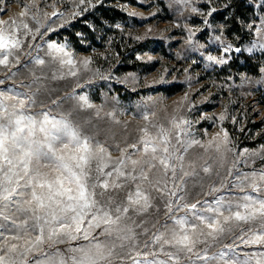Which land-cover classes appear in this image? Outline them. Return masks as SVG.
Wrapping results in <instances>:
<instances>
[{"label":"rangeland","instance_id":"rangeland-1","mask_svg":"<svg viewBox=\"0 0 264 264\" xmlns=\"http://www.w3.org/2000/svg\"><path fill=\"white\" fill-rule=\"evenodd\" d=\"M227 1L85 0L81 4L80 0H0V22H6L2 26L24 21L31 29L29 33L20 26L22 43L13 50L8 65H0V92L31 96L35 100L33 113L66 116L82 134L103 144L113 162L124 149L126 155L140 158L131 145L142 149L139 141L144 128L153 134L165 129L170 134V151L175 145V154L184 157L182 167L174 161L176 175L170 172L166 182L155 184L159 179L153 174L155 169L149 174L152 183L145 181L144 188L151 207L128 214L130 219L125 223L141 246L163 231L166 223L171 224L172 215L187 214L190 222L198 223L187 210H179L185 203L199 201L200 207L216 196L241 195L230 182L242 173L264 171V50L247 51L254 43L264 44V30L258 31L264 29V0H247L251 12L240 20V35L228 34L225 20L216 15ZM100 9L118 11L120 20L108 23L101 18ZM53 12L57 15L52 16ZM82 27L92 36L83 34ZM52 43L64 46L73 65H61L62 54L52 53L48 47ZM229 45L241 52L225 53ZM209 55L228 62L212 63ZM36 59L44 64L37 65ZM70 68L75 75L70 74ZM80 96H86L92 107H81ZM145 114L148 120L143 119ZM181 120L188 123L176 129L173 121ZM225 132L226 146L221 144L219 151L215 144L209 146L214 137L223 141ZM193 140L200 143L190 147L184 143ZM245 149L248 152L241 155ZM205 167L208 173L203 171ZM184 172L189 175L184 176ZM125 184L124 190L109 195L122 199L129 188L134 189V182ZM221 184L220 192L209 194L212 186ZM157 187L163 191H156ZM247 192L257 195L251 189ZM260 197L264 198V192ZM169 201L173 202L172 213L168 212ZM250 227L259 225H225L226 231L218 240L208 238L212 245L208 254L227 251L226 244L239 245L236 251L241 254L264 251V247L245 246L238 239ZM83 243L78 240L73 246ZM56 247L63 250L69 245Z\"/></svg>","mask_w":264,"mask_h":264},{"label":"snow or ice","instance_id":"snow-or-ice-1","mask_svg":"<svg viewBox=\"0 0 264 264\" xmlns=\"http://www.w3.org/2000/svg\"><path fill=\"white\" fill-rule=\"evenodd\" d=\"M4 23L0 22V65L7 66L13 50L22 43L20 26L29 33L31 29L24 21L20 25L12 21L8 27L2 26ZM261 30L264 29H258ZM48 47L52 53L62 54L61 65H73L71 54L63 45L52 43ZM256 49L264 50V44L254 43L247 51ZM224 51L241 52V49L229 45ZM207 59L212 63L228 62L211 55ZM34 62L44 64L42 59ZM69 72L76 74L71 68ZM79 101L81 107H92L86 96H80ZM34 104L35 100L26 93L0 92V264H128L129 260L131 264H183L184 260L188 264H197V261L264 264V251L241 254L236 251L239 245L226 244L227 251L208 254L212 246L208 238L218 240L226 231L225 225L233 222L236 226L258 224L259 227H250L238 239L245 246L264 247V198L260 197L264 192V171L242 173L230 182L231 188L241 195L216 196L200 207L199 201L185 203L179 210H187L198 223L190 222L187 214L172 215V223H166L163 231L153 234L141 246L125 221L130 219L129 212L139 213L151 207L144 182L152 183L149 174L154 169L153 174L159 176L155 181L158 185L161 180L166 182L170 172L175 177L174 161L182 167L184 157L175 154L178 151L175 145L169 149L170 134L163 128L155 134L144 128L139 141L142 149L131 145L140 158L126 155L127 149H124L113 162L103 144L82 134L79 126L66 116L33 113ZM143 119L148 120V114ZM187 123L173 121L176 129ZM176 141L181 142L178 134ZM227 142L225 132L223 141L214 137L209 146L215 144L219 151L221 144L226 146ZM184 143L190 147L200 142ZM247 152L245 149L241 155ZM203 171L208 173L209 168ZM228 175H232L231 170ZM126 181L134 182V189L129 188L122 199L109 195V192L124 190ZM223 187V184L212 186L209 194L218 193ZM247 189L257 195L248 194ZM156 191L163 190L157 187ZM170 195L176 193L170 192ZM167 208L169 213L173 212L172 201ZM78 240L86 243L73 246ZM65 243L69 245L66 249L56 247ZM200 244L207 247L199 249Z\"/></svg>","mask_w":264,"mask_h":264},{"label":"trees","instance_id":"trees-1","mask_svg":"<svg viewBox=\"0 0 264 264\" xmlns=\"http://www.w3.org/2000/svg\"><path fill=\"white\" fill-rule=\"evenodd\" d=\"M227 3L228 5L224 9L217 12L216 15L220 20H225V25L228 28V34L240 35L243 30L240 20L246 19L247 15L251 12V6L247 4V0H228ZM118 15H120L118 11L112 9H100L101 18H103L110 24H113L120 20ZM95 22L98 24V20ZM82 33L89 37L92 36L89 29H87L86 27H82ZM69 36L70 40L76 43L74 35L72 33H69ZM80 51H84V49H80ZM245 62H248L247 58H245Z\"/></svg>","mask_w":264,"mask_h":264},{"label":"water","instance_id":"water-1","mask_svg":"<svg viewBox=\"0 0 264 264\" xmlns=\"http://www.w3.org/2000/svg\"><path fill=\"white\" fill-rule=\"evenodd\" d=\"M235 53H237V52H235Z\"/></svg>","mask_w":264,"mask_h":264}]
</instances>
